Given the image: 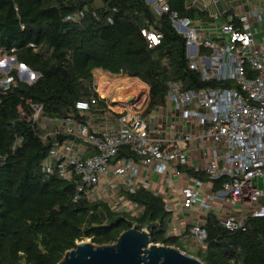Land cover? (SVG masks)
Returning <instances> with one entry per match:
<instances>
[{
	"label": "trees",
	"instance_id": "trees-1",
	"mask_svg": "<svg viewBox=\"0 0 264 264\" xmlns=\"http://www.w3.org/2000/svg\"><path fill=\"white\" fill-rule=\"evenodd\" d=\"M162 3L168 12L157 13L145 0H0V57L40 75L29 85L11 70L8 89L0 87V264H57L77 242L113 244L131 228L146 229L152 244L177 248L179 238L166 236L169 214L161 198L143 190L129 195L142 208L130 217L83 197L74 201L75 184L44 178L40 163L55 139L40 138L31 120L32 105L40 106L41 118L75 114L74 105L88 98L96 71L144 84L146 113L166 105L170 82L181 91L225 87L202 82L188 69L185 39L170 19L175 13L203 21L207 14L187 6V0ZM149 35L158 42L153 45ZM16 138L20 142L12 149ZM180 169L209 181L203 172ZM227 180L210 181L212 191ZM243 225L244 230L230 232L215 214L205 215V249L195 258L203 264H264V218L247 213Z\"/></svg>",
	"mask_w": 264,
	"mask_h": 264
},
{
	"label": "built area",
	"instance_id": "built-area-1",
	"mask_svg": "<svg viewBox=\"0 0 264 264\" xmlns=\"http://www.w3.org/2000/svg\"><path fill=\"white\" fill-rule=\"evenodd\" d=\"M146 3L157 13L168 12L162 0ZM219 3L225 5L224 10L207 13L209 6ZM187 6L207 14L203 21L170 15L174 30L185 39L188 69L202 82L227 83L225 87L192 92L181 91L177 83L170 82L166 105L146 113L148 88L144 84L135 79L117 83L115 77L99 72L105 90L94 74L91 92L74 105L75 114L41 118L40 106L32 105L31 120L41 132L40 138L55 139L40 163L42 176L75 184L74 201L83 197L114 213L134 217L142 208L128 196L139 190L149 192L162 199L169 214L164 219L168 237H179L176 221L185 222L187 213L196 214L184 228L204 250L205 215L215 214L227 231L244 230L246 214L219 213L212 205L244 207L251 217L264 218V192L255 184L264 179V0H187ZM147 38L153 45L158 42L154 35ZM11 59L15 66L8 73L15 70L20 82L30 85L40 77ZM8 73L0 74L3 89L13 80ZM117 97L120 99L115 101ZM168 103L172 120L177 117L180 126L176 130L165 126L157 132L152 123L154 111L159 110L162 122L167 123L171 115ZM46 123L52 124V129L48 130ZM189 123L200 127L199 136L194 130L184 134ZM18 142L16 138L12 149ZM205 142L211 143L209 157L202 147ZM201 150L203 166L199 167L195 152ZM180 167L203 172L209 181L187 177ZM221 177L228 180L213 192L210 181ZM180 214L184 216L179 218Z\"/></svg>",
	"mask_w": 264,
	"mask_h": 264
},
{
	"label": "water",
	"instance_id": "water-1",
	"mask_svg": "<svg viewBox=\"0 0 264 264\" xmlns=\"http://www.w3.org/2000/svg\"><path fill=\"white\" fill-rule=\"evenodd\" d=\"M57 264L203 263L175 247L152 244L148 233L131 228L121 233L113 244L96 246L90 243L89 240L77 242L76 247L66 251Z\"/></svg>",
	"mask_w": 264,
	"mask_h": 264
},
{
	"label": "rangeland",
	"instance_id": "rangeland-1",
	"mask_svg": "<svg viewBox=\"0 0 264 264\" xmlns=\"http://www.w3.org/2000/svg\"><path fill=\"white\" fill-rule=\"evenodd\" d=\"M206 3L209 1V0H204ZM148 6L152 8V6L150 4H148ZM216 9H218L219 11H222L225 9V5H223L222 3H219L217 5H211L208 7V10H207V13L208 14H211L213 12L216 11ZM196 25H199L198 23H196ZM4 58V57H2ZM0 58V74L2 75V77H4L8 71L15 66V64L13 63L12 59L11 58H5V59H2ZM97 72V71H96ZM94 73L95 75H97V73ZM100 72V71H98ZM104 74H107V73H104ZM137 88V86H136ZM137 90H140L139 88H137ZM119 92H122L119 91ZM168 111L169 113L171 114L168 118V122L167 123H163L162 120H161V112L158 110L157 112L154 111V114H155V119L152 121V123L154 124L155 126V130L158 132L160 131V129L164 128L165 126H170V129L172 130H176L177 127L180 126V120L176 117L174 120H172V114H173V110L171 109V104L168 103ZM195 108H197L195 106ZM176 114V112H175ZM190 122V121H189ZM195 122V121H194ZM46 126L48 128V130L52 129L53 125L52 124H49V123H46ZM191 130H194L195 131V134L197 136H199L201 134V129L199 126H197L195 123H193L192 125L189 123L188 126L184 127L183 128V132L184 134H188ZM163 136H165L164 133H162ZM209 146H211V143H204L202 145L203 147V150L206 152V156L209 157V155L211 154L210 152V148ZM198 148H201L200 145H198ZM218 152L219 154L221 155V158H222V150L218 149ZM195 159H196V165L199 166V167H202L203 166V162H202V150L200 152H195ZM152 179L157 181L159 179L158 176H152ZM176 187L179 189L180 188V184H176ZM177 199L176 197H174V200ZM204 200L207 201V203L210 205L211 202L207 200L206 197H204ZM212 205V204H211ZM198 206L196 205L193 210H195ZM213 209H217V211L219 213H222L224 212L225 210H227L228 208H231V206H229L228 204L224 203L223 207L220 208V207H217L215 205H212ZM228 207V208H227ZM184 215L180 214L179 215V218H182ZM197 216L196 214L194 213H187L185 216H184V221L185 222H182L180 223L179 221H176V225L178 227V229L181 230V233L179 235V237H175V238H179L177 243H176V247L178 249H181V250H184V253L190 255V256H198V254H200V248L197 246L195 240L193 239V237L189 234L188 230L185 231V226L186 225H191V222L196 219Z\"/></svg>",
	"mask_w": 264,
	"mask_h": 264
},
{
	"label": "crops",
	"instance_id": "crops-1",
	"mask_svg": "<svg viewBox=\"0 0 264 264\" xmlns=\"http://www.w3.org/2000/svg\"><path fill=\"white\" fill-rule=\"evenodd\" d=\"M96 73H99V72H96ZM111 76H113V77L116 78L115 82H117V83H123V81H122L123 78L126 79L127 82H128L130 79H133V78H128V77H126V76H115V75H111ZM96 80L99 82V84L102 85V87H103L102 89L105 90V89H104V86H103V78H102V76H101L100 74H97V76H96ZM135 80H137V79H135ZM127 82H126V83H127ZM130 86H131V84H130ZM144 86H145V85H144ZM145 87H146V86H145ZM137 88H139V87H137ZM146 88H147V87H146ZM139 89H140V88H139ZM105 92H107L106 95H109V94L111 93V89L108 90V91H105ZM255 184H256L259 188H261V189L263 190V192H264V179H259V180L255 181ZM263 201H264V199H263ZM227 208H228V207H227ZM224 212H232V213L236 212V213H240V214H242V215L247 214V212H246V210L244 209V207H243V208H239V209H236V208H233V209L228 208V209L225 210Z\"/></svg>",
	"mask_w": 264,
	"mask_h": 264
},
{
	"label": "bare ground",
	"instance_id": "bare-ground-1",
	"mask_svg": "<svg viewBox=\"0 0 264 264\" xmlns=\"http://www.w3.org/2000/svg\"><path fill=\"white\" fill-rule=\"evenodd\" d=\"M122 81H123V83H126L127 82V80L126 79H122ZM119 93V92H118ZM120 94V93H119ZM120 99V97H117L116 99H115V101H118Z\"/></svg>",
	"mask_w": 264,
	"mask_h": 264
},
{
	"label": "snow or ice",
	"instance_id": "snow-or-ice-1",
	"mask_svg": "<svg viewBox=\"0 0 264 264\" xmlns=\"http://www.w3.org/2000/svg\"><path fill=\"white\" fill-rule=\"evenodd\" d=\"M152 39H153V40H155V38H154V37H152Z\"/></svg>",
	"mask_w": 264,
	"mask_h": 264
}]
</instances>
